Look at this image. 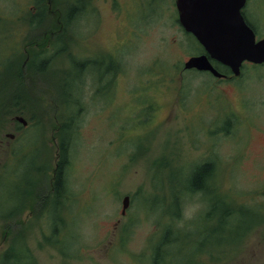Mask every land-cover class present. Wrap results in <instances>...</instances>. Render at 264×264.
<instances>
[{"label": "rangeland", "instance_id": "374dc122", "mask_svg": "<svg viewBox=\"0 0 264 264\" xmlns=\"http://www.w3.org/2000/svg\"><path fill=\"white\" fill-rule=\"evenodd\" d=\"M74 1L0 0V260L264 264V65L246 64L226 81L182 70L195 44L174 0H89L85 14L60 26ZM245 12L264 38V0ZM73 62L94 70L77 82ZM14 69L29 78L17 102L2 99ZM66 81L77 93L81 85L78 107L61 99ZM75 110L72 202L54 217L40 202L51 195L58 127ZM206 161L215 172L202 208L178 226V195L193 190L192 172ZM211 191L243 215L229 216L220 237L213 230L223 212Z\"/></svg>", "mask_w": 264, "mask_h": 264}, {"label": "water", "instance_id": "95a60500", "mask_svg": "<svg viewBox=\"0 0 264 264\" xmlns=\"http://www.w3.org/2000/svg\"><path fill=\"white\" fill-rule=\"evenodd\" d=\"M177 20L182 29L191 34L204 53L192 55L182 64L184 70L209 72L215 78H223L211 61L230 69L238 77L243 62L264 63V38L255 39L246 24L241 9L245 0H174ZM16 122L26 121L16 116ZM129 205V197L121 199V214Z\"/></svg>", "mask_w": 264, "mask_h": 264}, {"label": "trees", "instance_id": "16d2710c", "mask_svg": "<svg viewBox=\"0 0 264 264\" xmlns=\"http://www.w3.org/2000/svg\"><path fill=\"white\" fill-rule=\"evenodd\" d=\"M89 0H75L74 3L67 8V13L65 16V20L66 22H61L60 21V26H65L66 24L68 25V23L73 19L76 18L82 14H85L84 9L86 8L87 4H88ZM82 12V13H81ZM71 23V22H70ZM57 35V39L59 37H61V32L56 33ZM188 37H190V40L195 44V48L194 51L196 54H201L204 53L202 47L196 42V40L190 35L187 34ZM48 64V61H42L38 66H37V71H41L40 74L44 73V67L45 65ZM74 64V69L75 71H80V75L78 76L77 74H75L77 76V82L80 80L82 81L83 79V73L85 76L91 75L92 74V70H94L93 66H91V64L87 65L84 68V63H79V62H73ZM214 66L215 68L223 73V74H230V71L228 68L221 66L218 63L214 62ZM251 67H253V69L258 68L259 66H254L251 65ZM84 68V69H83ZM110 69L108 70V73L110 72ZM17 73H16V72ZM195 72L196 71H192ZM77 73V72H76ZM198 73V72H197ZM242 75V73H241ZM28 74L25 73L24 71L22 72V70H17L14 69L13 72L10 74V80L8 82H10L7 86H5L4 89V93L5 95L3 96L2 99H9L12 98L17 99L20 98V94L19 93L21 91L20 87L22 84L26 83L28 81ZM72 76V73H71ZM70 76H68L67 78H69ZM67 78H65L64 80H66ZM20 85V87H18ZM79 85V84H78ZM63 92H66L67 94L65 95L64 98L61 97V99L64 101V103H66L68 106L69 105H73L74 107H78V105H81V103L79 102L80 98H81V94H82V90H81V85H80V92H75L74 88H75V84L74 82H70V81H66L63 84ZM2 93V94H4ZM8 94H12L7 96ZM7 96V97H6ZM16 96V97H15ZM18 104V103H15ZM149 109H152L151 104L147 103ZM78 111V110H77ZM77 115L76 110L74 112H71L67 118L64 119V121H62L58 127V132H57V137H58V153H57V161L55 163V167H54V171H53V177H52V181H51V195H50V199L47 200L45 199L43 202H40L41 205H46L49 204L51 206V213L54 214V217H56V211H58L60 208H64L67 210L68 205L70 204V202H72V199L70 197V194L68 192L67 186H66V170L68 168V154H67V147H68V141L70 139L71 133H72V129H73V120L75 118V116ZM215 172V165L214 163L211 161H206L203 162L201 164H198L193 172H192V177L189 181V185L190 187L193 189H188L189 191H199L202 193V191H204V189H206V187H208L211 184V180L213 178ZM201 190V191H200ZM214 191H211L210 193L212 194L213 197H211V201H213L215 203V205H217V208H220V212L222 214V223L219 224L218 227H215L213 230V233L215 232L218 233L219 237L223 234L222 231H219V227L221 226V228H223L226 225V219L229 216H232L233 214H238L239 213V219H241L243 217V215L240 214V209L238 211V209L236 210L233 206L230 205H224L223 203L219 202L217 200L216 195H214L213 193ZM210 203V202H209ZM240 207V206H238ZM212 216V213H210L209 211L207 212L206 218H210ZM62 221V220H61ZM60 221V222H61ZM239 221V220H238ZM234 228L237 227V224H235L233 226ZM246 232V231H245ZM161 254L158 253L157 257H159Z\"/></svg>", "mask_w": 264, "mask_h": 264}, {"label": "clouds", "instance_id": "9594fccd", "mask_svg": "<svg viewBox=\"0 0 264 264\" xmlns=\"http://www.w3.org/2000/svg\"><path fill=\"white\" fill-rule=\"evenodd\" d=\"M202 208L201 193L199 191H183L178 195V217L176 223L182 226L193 220Z\"/></svg>", "mask_w": 264, "mask_h": 264}, {"label": "flooded vegetation", "instance_id": "af4514ba", "mask_svg": "<svg viewBox=\"0 0 264 264\" xmlns=\"http://www.w3.org/2000/svg\"><path fill=\"white\" fill-rule=\"evenodd\" d=\"M248 4H250V0H246L245 1V5H244V7L242 8V16H243V18H244V20H245V22H246V24H248L253 30H254V32L256 33V30H255V28L251 25V24H249V21L247 20V17H246V12H245V9H246V6L248 5ZM226 79H230V77H229V75L228 76H226L225 77ZM224 78V79H225ZM45 206V205H44ZM48 206H50V205H48ZM48 208H50L49 209V211L51 210V206L50 207H48ZM19 210V208H17L16 209V211L14 210V212H12L11 213V215L10 216H12L13 218H16L17 216H18V211ZM53 214V213H52ZM54 215V214H53ZM1 216V215H0ZM2 243H3V241H2ZM17 254H18V252H17ZM11 255V257L10 258H12L11 260L12 261H14V260H17V258H18V255ZM7 258V257H6ZM14 259V260H13ZM6 261V260H5ZM15 262V261H14ZM13 263V262H12ZM0 264H4V260H0ZM11 264V263H10Z\"/></svg>", "mask_w": 264, "mask_h": 264}]
</instances>
